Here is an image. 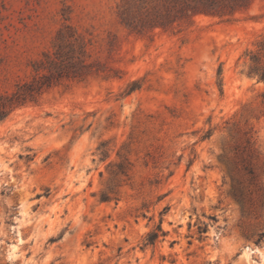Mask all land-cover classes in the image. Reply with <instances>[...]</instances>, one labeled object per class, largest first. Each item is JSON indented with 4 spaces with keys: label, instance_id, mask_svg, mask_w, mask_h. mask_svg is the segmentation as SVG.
Instances as JSON below:
<instances>
[{
    "label": "rangeland",
    "instance_id": "374dc122",
    "mask_svg": "<svg viewBox=\"0 0 264 264\" xmlns=\"http://www.w3.org/2000/svg\"><path fill=\"white\" fill-rule=\"evenodd\" d=\"M120 4L0 0L1 91L72 31L100 66L0 122V264H264V0L142 33Z\"/></svg>",
    "mask_w": 264,
    "mask_h": 264
},
{
    "label": "trees",
    "instance_id": "16d2710c",
    "mask_svg": "<svg viewBox=\"0 0 264 264\" xmlns=\"http://www.w3.org/2000/svg\"><path fill=\"white\" fill-rule=\"evenodd\" d=\"M253 1L121 0L118 16L120 24L125 28L142 33L154 28L169 29L199 14L218 18L230 17L247 9ZM90 42V39L86 40L72 31L69 37L60 38V43L53 53H44L42 58L32 62L33 74L30 79L18 81L11 92L0 89V122L16 108L35 103L46 90L62 80H83L99 72L98 62L89 60L91 54L87 46L91 44ZM254 46V50L247 49L244 52L247 60L244 62L245 69L242 72L248 77L264 81V32L258 36ZM123 172L124 167L121 164L117 165V171L111 172L110 183L100 195L101 201L110 199L117 175ZM156 230L148 236V243H152L158 237V231L161 229L158 226Z\"/></svg>",
    "mask_w": 264,
    "mask_h": 264
}]
</instances>
